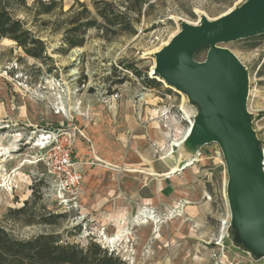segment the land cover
<instances>
[{
  "label": "rangeland",
  "instance_id": "obj_1",
  "mask_svg": "<svg viewBox=\"0 0 264 264\" xmlns=\"http://www.w3.org/2000/svg\"><path fill=\"white\" fill-rule=\"evenodd\" d=\"M38 1L52 0H10L9 7L44 42L47 58H30L0 39V226L19 241L56 233L81 247L93 242L125 264H264L231 238L218 144L189 158L182 144H172L183 142L195 107L163 82L153 89L142 82L153 77L155 51L181 22L211 20L243 0H150L133 33L104 40L91 28L82 46L69 49L70 8L82 2L92 10V0H55L45 14ZM253 42L219 46L248 72L247 109L264 154V36ZM206 53L202 48L193 59ZM73 128L79 132L71 157L80 162L87 194L84 209L64 210L47 197L52 177L41 139Z\"/></svg>",
  "mask_w": 264,
  "mask_h": 264
},
{
  "label": "water",
  "instance_id": "obj_2",
  "mask_svg": "<svg viewBox=\"0 0 264 264\" xmlns=\"http://www.w3.org/2000/svg\"><path fill=\"white\" fill-rule=\"evenodd\" d=\"M198 20L181 22L155 51L151 76L187 96L197 111L182 140L184 156L218 144L227 176L231 238L264 259V154L247 109L248 72L231 50L219 46L264 34V0H243L216 18L202 15ZM202 48L205 58L195 61L193 55Z\"/></svg>",
  "mask_w": 264,
  "mask_h": 264
},
{
  "label": "trees",
  "instance_id": "obj_3",
  "mask_svg": "<svg viewBox=\"0 0 264 264\" xmlns=\"http://www.w3.org/2000/svg\"><path fill=\"white\" fill-rule=\"evenodd\" d=\"M10 0H0V39L7 38L21 48L28 57L44 61L47 58L45 44L30 31L23 21L10 10ZM23 6L25 0H14ZM150 0H92V10L78 2L68 20L71 28L68 30L67 49L84 44L83 34L96 28L97 36L104 40L121 35V33L134 32L133 23L139 18L142 8ZM57 6L52 0L43 3L38 1V8L42 14L51 12ZM74 33L76 35H74ZM259 36L242 39L247 41L249 47H254L253 42ZM241 40V41H242ZM129 67V66H126ZM140 75V72H136ZM118 79L116 83H121ZM142 82L147 88L159 87L161 82L154 76L152 78L144 75ZM23 206L15 210L20 213ZM12 211V210H11ZM45 223H50L49 216L41 217ZM125 264L114 254L113 250L108 252L106 248L93 242L84 246L78 244L61 242L59 235L38 234L34 239L16 240L0 226V264Z\"/></svg>",
  "mask_w": 264,
  "mask_h": 264
},
{
  "label": "built area",
  "instance_id": "obj_4",
  "mask_svg": "<svg viewBox=\"0 0 264 264\" xmlns=\"http://www.w3.org/2000/svg\"><path fill=\"white\" fill-rule=\"evenodd\" d=\"M117 97L116 93L110 95ZM79 131H77L78 133ZM76 129L72 131L51 132L43 135L41 149L45 150L47 173L51 175L49 193L47 197L55 200L62 209H81L82 205L77 200L80 193L82 174L77 170V162L72 159ZM82 135V132H81Z\"/></svg>",
  "mask_w": 264,
  "mask_h": 264
},
{
  "label": "crops",
  "instance_id": "obj_5",
  "mask_svg": "<svg viewBox=\"0 0 264 264\" xmlns=\"http://www.w3.org/2000/svg\"><path fill=\"white\" fill-rule=\"evenodd\" d=\"M115 102H116V100H114ZM114 105H116V103L115 104H113V106H111L112 108H114ZM135 107V106H134ZM133 108V107H132ZM131 111V110H130ZM130 123H132V122H130ZM92 159H99L98 157H97V155L95 154V152L93 153V156H92ZM94 162V161H93ZM92 162V163H93ZM76 168H77V170L79 171V173L81 174V168H80V162L78 163L77 162V166H76ZM170 170H175L174 168H171ZM83 177H82V179H81V187H80V193L77 195V200H78V202H79V204H81L82 205V208L84 209V207H83V204H82V198L84 197V195L85 194H87V193H85V191H83ZM140 188H142V186L140 187ZM135 191H139V189H135Z\"/></svg>",
  "mask_w": 264,
  "mask_h": 264
},
{
  "label": "bare ground",
  "instance_id": "obj_6",
  "mask_svg": "<svg viewBox=\"0 0 264 264\" xmlns=\"http://www.w3.org/2000/svg\"><path fill=\"white\" fill-rule=\"evenodd\" d=\"M188 131H189V127H188V129L186 130V132H185V135L188 133ZM174 146H179V145H181L182 144V142H175V143H172ZM188 144V143H187ZM186 148H188L187 150H189V151H191V148L188 146V145H186ZM149 211V210H148ZM151 213V212H150ZM146 217V216H145ZM223 224H225V221L223 222ZM113 240V239H112Z\"/></svg>",
  "mask_w": 264,
  "mask_h": 264
}]
</instances>
